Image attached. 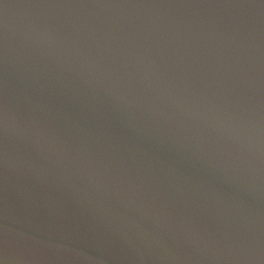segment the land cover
<instances>
[{
    "label": "water",
    "instance_id": "water-1",
    "mask_svg": "<svg viewBox=\"0 0 264 264\" xmlns=\"http://www.w3.org/2000/svg\"><path fill=\"white\" fill-rule=\"evenodd\" d=\"M0 264H264V0H0Z\"/></svg>",
    "mask_w": 264,
    "mask_h": 264
}]
</instances>
